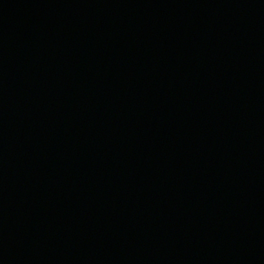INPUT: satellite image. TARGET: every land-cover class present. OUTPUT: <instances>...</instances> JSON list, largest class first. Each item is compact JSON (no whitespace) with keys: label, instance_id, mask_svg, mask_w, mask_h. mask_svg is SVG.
<instances>
[{"label":"water","instance_id":"obj_1","mask_svg":"<svg viewBox=\"0 0 264 264\" xmlns=\"http://www.w3.org/2000/svg\"><path fill=\"white\" fill-rule=\"evenodd\" d=\"M0 264H264V0H0Z\"/></svg>","mask_w":264,"mask_h":264}]
</instances>
